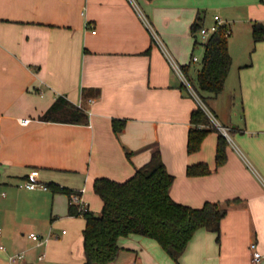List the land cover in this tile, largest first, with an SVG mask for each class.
Instances as JSON below:
<instances>
[{
  "label": "crops",
  "instance_id": "obj_1",
  "mask_svg": "<svg viewBox=\"0 0 264 264\" xmlns=\"http://www.w3.org/2000/svg\"><path fill=\"white\" fill-rule=\"evenodd\" d=\"M135 3L0 0V245L6 247L0 248V264L18 252L25 253L23 264L86 262L85 218L70 214L65 192L19 187L33 170L45 184L81 191L99 214L103 201L94 180H125L156 149L175 175L170 194L176 201L201 207L240 200L230 203L220 239L217 232L199 229L179 263L155 239L131 234L119 238L121 249L111 264H264V40L253 37L257 52L240 67L236 93L242 96H234L235 111L222 110L210 98L216 125L233 133L226 136L227 160L217 168V132L208 133L198 151L187 150L190 116L199 102L182 88L170 61L182 65L198 43L196 20L212 24L219 15L231 34L245 29L253 36L255 24L264 29V0ZM245 89L252 90L249 97ZM60 95L84 106L89 122L40 119ZM23 118L30 121L24 124ZM113 118L126 119L122 131H114ZM201 161L212 173L188 175L187 166ZM254 241L263 256L257 263Z\"/></svg>",
  "mask_w": 264,
  "mask_h": 264
},
{
  "label": "trees",
  "instance_id": "obj_2",
  "mask_svg": "<svg viewBox=\"0 0 264 264\" xmlns=\"http://www.w3.org/2000/svg\"><path fill=\"white\" fill-rule=\"evenodd\" d=\"M202 25L196 20L192 24L193 32L198 31ZM228 27L226 24L222 25L203 43L205 52L202 67L197 72V84L200 90L210 93V97H217L224 90L232 67L233 57L229 45L231 34H226ZM253 37L256 42L264 40V29L258 24L254 25ZM150 51L151 48H148L146 53L149 54ZM190 66V63L182 64L181 68L191 82ZM182 88H187L184 82ZM88 95L85 93L84 96ZM199 95L206 101L205 96ZM40 119L86 124L90 116L84 106L60 95ZM190 122L188 152L198 151L208 133L217 132L216 168L224 164L229 140L202 105L193 109ZM112 123L114 131L120 132L125 128L126 119L113 118ZM212 171L204 161L187 166V174L190 176L205 175ZM174 179L175 175L169 171L162 151L156 149L150 159L127 179L121 181L101 176L94 180V190L103 201L99 214L90 209L81 213L79 205L70 202V214L83 216L86 220L83 231L85 264H111L121 249L119 238L131 234L155 239L178 263L199 229L217 232L219 240L222 219L227 214L230 203L239 201L240 198L228 199L226 205L206 201L201 207H193L180 203L171 196L170 188ZM48 186L68 195L78 192L55 183H49Z\"/></svg>",
  "mask_w": 264,
  "mask_h": 264
},
{
  "label": "rangeland",
  "instance_id": "obj_3",
  "mask_svg": "<svg viewBox=\"0 0 264 264\" xmlns=\"http://www.w3.org/2000/svg\"><path fill=\"white\" fill-rule=\"evenodd\" d=\"M205 25L210 26L211 23L207 22ZM245 32H246L245 29L239 30V32L234 29V32L230 35L229 45L231 47V55L233 57L232 67L229 76L227 78L224 90L216 97L214 102L212 100V103L210 101V98H212L210 97L211 94L200 90L197 84V72H198L197 70L201 69L202 67V60L205 52L203 43L206 41L202 39L199 32H197L196 36H194V41L198 40V43L194 42L192 44L187 54H185V58H184L185 60H182L180 62L181 64L190 63L192 65V70L189 74L191 79V85L196 89L198 93H200L201 95L207 98L206 101H204L200 96V101L198 102L200 105L205 106L211 112L212 110L210 108L211 106L210 103L211 104L215 103L219 105L222 108V110L224 109L227 110L228 112L231 111V113H233L235 111L233 107L234 96L236 94L237 97L242 96L240 93H236L237 92L236 90L238 89V86H241V81H242L241 71L243 68L240 67L246 63H250L253 61V58L257 52V43H258V42L257 43L254 42L253 36L250 33L246 34ZM193 54L198 56L199 58L198 61L192 60ZM187 89H189V87ZM251 92H252L251 89H247V91L245 89V92H243V94L245 93V95L249 97L251 95ZM237 113H239V107L237 108ZM228 131L232 136L233 134L232 131L231 130Z\"/></svg>",
  "mask_w": 264,
  "mask_h": 264
},
{
  "label": "built area",
  "instance_id": "obj_4",
  "mask_svg": "<svg viewBox=\"0 0 264 264\" xmlns=\"http://www.w3.org/2000/svg\"><path fill=\"white\" fill-rule=\"evenodd\" d=\"M135 5V0H131ZM144 20L146 21V23L148 24V26L150 27V30L152 32V34L157 38V34L154 31L153 27L149 24V22L144 18ZM222 25H225L224 20L219 16V15H215L214 16V22L210 25V26H206V25H202L198 31L202 37L203 40H208L209 37L216 32L217 30L220 29V27ZM96 30H94L95 32ZM226 34H231V28L228 27L226 30ZM193 60L194 61H198L199 58L198 56L194 55L193 56ZM170 61L172 63V66L174 68V70L181 76L183 82L185 83V85L187 86V88L189 87L190 91L192 92V94L197 98L198 101H200V95L199 93L196 91V89L191 85V82L189 81V79L186 77V75L184 74L181 65L178 64L176 61H174L171 57H170ZM92 101V99H90ZM205 108V110L209 113V115L211 116V118L213 120L214 117L212 115V112L210 110H208L205 106H203ZM22 123L26 124L30 121V119H21L20 120ZM216 122V120L214 121ZM216 124V123H215ZM223 133L228 136V131L226 130V128H223ZM20 187L26 188V189H49L48 184H45L43 182H41L39 180L38 177V171L37 170H33L26 179H24L20 184ZM78 192H72L69 195L70 198V202L72 203H76L79 205V211L81 213H83L84 211L89 209L88 204L82 200V193L81 191L77 190ZM3 236V231L2 228L0 227V238ZM29 237L35 241H39V242H43V238L40 234L36 233V232H30L29 233ZM0 248L5 250L6 247L4 245H0ZM250 248L252 250V260L253 262L257 263L260 262L262 260V253L258 250V246L256 241L251 242L250 244ZM25 253L24 252H18V253H14L11 254L9 257V264H23V260L25 259ZM39 258H43V255H40Z\"/></svg>",
  "mask_w": 264,
  "mask_h": 264
}]
</instances>
